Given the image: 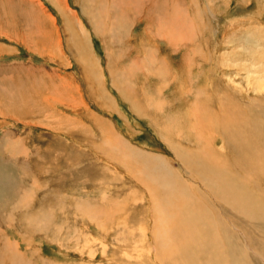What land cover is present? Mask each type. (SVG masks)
Listing matches in <instances>:
<instances>
[{"label": "rangeland", "instance_id": "obj_1", "mask_svg": "<svg viewBox=\"0 0 264 264\" xmlns=\"http://www.w3.org/2000/svg\"><path fill=\"white\" fill-rule=\"evenodd\" d=\"M262 122L264 0H0V264H192L149 189L256 146L264 201Z\"/></svg>", "mask_w": 264, "mask_h": 264}, {"label": "bare ground", "instance_id": "obj_2", "mask_svg": "<svg viewBox=\"0 0 264 264\" xmlns=\"http://www.w3.org/2000/svg\"><path fill=\"white\" fill-rule=\"evenodd\" d=\"M257 114L250 118L252 120H241L243 123L239 126V135H257L262 119L260 113ZM219 125L228 130V133H222V137L227 139L226 146H238L239 143L231 141L230 138L232 125L225 121H220ZM244 135L242 139H245ZM203 151L204 148L200 149L199 145L196 152L184 153L183 149L182 152L176 150V157L184 163L182 166L186 164L185 169L190 170L197 179V186L196 182L194 185L184 182L189 188L186 189L178 178L171 177L169 167H165L157 175L158 184L149 189L158 196L163 208L162 211L156 203L157 210L163 215L161 227L165 230L164 237L171 240L174 243L172 248L179 252L176 262L180 256L182 261L192 264H264V201L256 190L249 189L252 180L247 177H258L259 174L251 173L254 170L261 171V166L257 165L256 146L251 152L239 149L229 158L235 165H241L242 174L235 171L231 173L228 169L219 171L217 166L204 163L201 158ZM211 154L212 151L209 150L207 157ZM242 156H248L249 161L239 162ZM219 163L221 165V160ZM161 166L164 164L161 163ZM238 176H243V179L237 178ZM208 196L214 204L209 202ZM166 212L165 218L163 213ZM168 258L169 255L165 253L164 260Z\"/></svg>", "mask_w": 264, "mask_h": 264}]
</instances>
